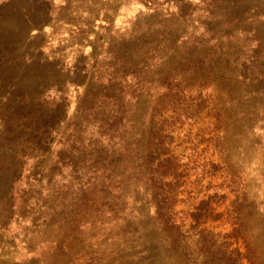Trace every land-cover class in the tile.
Listing matches in <instances>:
<instances>
[{
  "label": "rangeland",
  "instance_id": "374dc122",
  "mask_svg": "<svg viewBox=\"0 0 264 264\" xmlns=\"http://www.w3.org/2000/svg\"><path fill=\"white\" fill-rule=\"evenodd\" d=\"M0 48V164L16 163L0 264H172L133 154L160 110L184 241L212 232L217 251L241 205L232 247L259 242L264 0H0Z\"/></svg>",
  "mask_w": 264,
  "mask_h": 264
},
{
  "label": "trees",
  "instance_id": "16d2710c",
  "mask_svg": "<svg viewBox=\"0 0 264 264\" xmlns=\"http://www.w3.org/2000/svg\"><path fill=\"white\" fill-rule=\"evenodd\" d=\"M5 49V48H4ZM4 49L0 48V52H4ZM8 50V51H7ZM18 53L16 50L6 49V53ZM17 56V55H16ZM9 71V70H7ZM13 73V71H12ZM22 75V74H20ZM8 80L3 82L7 86H14L16 90H21L24 92L26 90L24 85V78L18 80V82H10L11 79L5 76ZM4 78V79H6ZM14 83V85H13ZM21 86V87H20ZM6 90V89H4ZM0 89V93L4 91ZM18 96V95H17ZM16 96V97H17ZM15 97V98H16ZM19 97V96H18ZM24 98V96H22ZM21 107L28 111L23 113L34 115V111L30 110V105ZM22 111V110H21ZM159 116L162 119L163 110L154 112L151 116L149 126L143 135H146L145 141L136 139L135 145L133 146V154L135 158L137 157L138 162H141L142 169L145 171V184L146 190L150 193V201L155 209L156 222L161 225V232L165 235L168 242L167 245V257L172 259V264H244V258L248 260L249 264H264V227H262L261 233H258L259 242L251 245L249 242L246 243L247 255H244L240 251V247L233 248V242L231 239H235L236 243H239L240 237L247 235L249 228L246 227V223L243 219H248L250 222L251 213L248 216H242V206L238 205L235 208V213L237 214L236 222L237 225L234 227L233 232L229 234H223L222 237L226 240L224 244L220 246V249L215 251V248H219L216 245L215 239L212 237L214 234L212 232L204 233L202 231L201 238L196 240L194 243H187L184 241L185 237L181 231V226L177 224L175 220V203L177 202L179 195L180 180L182 178V172L180 171V166L176 163V157L173 156L170 146H168L165 140L162 138L165 131L164 123L161 120H157L154 116ZM121 116V113H115L114 116ZM118 120H121L118 119ZM41 121L36 120V123ZM36 131L40 127H36ZM142 151V153H141ZM16 165L15 162L7 163L3 162L0 164V178L8 174L10 170L14 169ZM7 178V175H6ZM171 179V181H169ZM4 179H1L3 181ZM15 180L10 179L6 182H1L0 186V217L5 220L1 224V229H6L8 219L6 213L13 210L14 207V185ZM232 186L237 185V182L232 181ZM217 193V192H216ZM208 211H212L209 208ZM201 214H194L193 218L199 223ZM259 223L264 224V218L259 219ZM202 222L197 226H202ZM218 236H221L219 233ZM203 237L207 240L204 241ZM243 239V238H242ZM260 243L262 245H260ZM193 244V246H192ZM147 264H154L151 260L146 261ZM171 264V263H170Z\"/></svg>",
  "mask_w": 264,
  "mask_h": 264
}]
</instances>
